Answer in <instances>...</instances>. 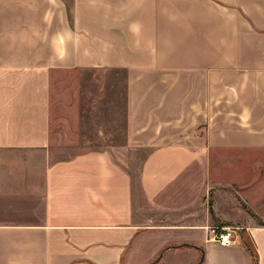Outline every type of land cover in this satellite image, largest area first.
<instances>
[{
  "label": "crops",
  "instance_id": "obj_1",
  "mask_svg": "<svg viewBox=\"0 0 264 264\" xmlns=\"http://www.w3.org/2000/svg\"><path fill=\"white\" fill-rule=\"evenodd\" d=\"M76 69L125 73L137 171L49 158ZM263 186L264 0H0V264H252L218 222L264 264Z\"/></svg>",
  "mask_w": 264,
  "mask_h": 264
},
{
  "label": "rangeland",
  "instance_id": "obj_2",
  "mask_svg": "<svg viewBox=\"0 0 264 264\" xmlns=\"http://www.w3.org/2000/svg\"><path fill=\"white\" fill-rule=\"evenodd\" d=\"M51 97L58 119L51 127L54 139L51 140L49 158L108 148L129 170L137 171L147 151L125 148L123 71L76 69L62 72L51 82ZM5 154L19 156L18 152ZM262 189L264 191V186Z\"/></svg>",
  "mask_w": 264,
  "mask_h": 264
},
{
  "label": "built area",
  "instance_id": "obj_3",
  "mask_svg": "<svg viewBox=\"0 0 264 264\" xmlns=\"http://www.w3.org/2000/svg\"><path fill=\"white\" fill-rule=\"evenodd\" d=\"M240 229L236 225H214L210 227L211 238L222 246L231 245L237 242Z\"/></svg>",
  "mask_w": 264,
  "mask_h": 264
},
{
  "label": "trees",
  "instance_id": "obj_4",
  "mask_svg": "<svg viewBox=\"0 0 264 264\" xmlns=\"http://www.w3.org/2000/svg\"><path fill=\"white\" fill-rule=\"evenodd\" d=\"M241 206L246 210V212L249 214L250 217H252L258 224L264 225V222L262 219L256 215L250 208H248L244 203L241 202ZM218 224H224L218 222ZM238 235L242 238V242L246 249L249 251L251 258H252V264H258V255L255 250V248L250 244L248 239L244 236L243 232L241 230L238 231ZM160 258V256L156 257L154 261H157Z\"/></svg>",
  "mask_w": 264,
  "mask_h": 264
}]
</instances>
